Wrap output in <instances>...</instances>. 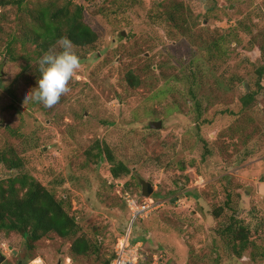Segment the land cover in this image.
I'll return each mask as SVG.
<instances>
[{
  "label": "rangeland",
  "instance_id": "1",
  "mask_svg": "<svg viewBox=\"0 0 264 264\" xmlns=\"http://www.w3.org/2000/svg\"><path fill=\"white\" fill-rule=\"evenodd\" d=\"M76 2L98 41L75 48L81 68L52 108L26 99L41 75L36 45L4 58L34 20L0 8V153L24 163L0 164V181L36 178L98 250L74 257L73 241L51 234L29 252L22 235L0 233L3 264H106L130 223L127 195L142 201L150 187L161 206L133 229L144 264H264V0ZM105 149L129 176H112ZM232 218L255 243L243 258L222 233Z\"/></svg>",
  "mask_w": 264,
  "mask_h": 264
},
{
  "label": "trees",
  "instance_id": "2",
  "mask_svg": "<svg viewBox=\"0 0 264 264\" xmlns=\"http://www.w3.org/2000/svg\"><path fill=\"white\" fill-rule=\"evenodd\" d=\"M8 6H17L26 11L34 20L35 26L21 37H14L4 53L6 59L17 61L14 44L18 42L24 48L28 43L36 45L35 53L40 58L55 46L62 36H67L76 47L82 48L92 47L98 41V35L84 21L85 8L76 0H50L47 5L38 4L35 9H30L25 0H0L1 9ZM32 68L28 63L25 71ZM258 75H264V67L258 71ZM128 80L134 82L136 79L130 75ZM253 101L254 96L251 94L241 99L244 108L249 107ZM105 153L113 163L111 174L114 178L119 179L131 174L130 168L115 162L109 149H105ZM0 164L9 170L24 168L23 160L13 149L0 153ZM80 231L81 228L76 218L69 214L66 203L58 200L30 174L22 173L0 181V233L22 235L29 252L35 250L37 243L51 234L72 240L71 252L74 257L96 252L98 247L80 235ZM222 233L238 258H243L244 253L254 247L250 230L237 219L232 218ZM138 240L143 239L134 236V242ZM113 256L114 253L106 264H111Z\"/></svg>",
  "mask_w": 264,
  "mask_h": 264
},
{
  "label": "clouds",
  "instance_id": "3",
  "mask_svg": "<svg viewBox=\"0 0 264 264\" xmlns=\"http://www.w3.org/2000/svg\"><path fill=\"white\" fill-rule=\"evenodd\" d=\"M75 48L67 36H62L55 46L39 58L41 75L37 86L26 93V99L46 108H52L59 102L61 96L70 90L69 83L81 68V60Z\"/></svg>",
  "mask_w": 264,
  "mask_h": 264
},
{
  "label": "built area",
  "instance_id": "4",
  "mask_svg": "<svg viewBox=\"0 0 264 264\" xmlns=\"http://www.w3.org/2000/svg\"><path fill=\"white\" fill-rule=\"evenodd\" d=\"M127 205L131 214L130 223L114 246V256L111 264H144L146 262V257L142 253L144 241L134 242L133 229L138 222L148 219L156 210H159L161 203L151 197L138 201L127 195ZM158 261V257H155L153 264H159ZM37 263L41 264V261Z\"/></svg>",
  "mask_w": 264,
  "mask_h": 264
},
{
  "label": "water",
  "instance_id": "5",
  "mask_svg": "<svg viewBox=\"0 0 264 264\" xmlns=\"http://www.w3.org/2000/svg\"><path fill=\"white\" fill-rule=\"evenodd\" d=\"M153 128H154V129H161V128H162V123H161V122L156 123V124L153 126ZM153 192H154L153 187H150V188L148 189L147 193H146V197H147V198H150V197L152 196V193H153ZM173 202H174V201H173ZM13 254L15 255V257L18 256V253L15 252V251H13ZM6 260H7L6 256H5L2 252H0V264L5 263ZM17 264H25V263L22 262V261H19ZM58 264H62V261H60Z\"/></svg>",
  "mask_w": 264,
  "mask_h": 264
},
{
  "label": "bare ground",
  "instance_id": "6",
  "mask_svg": "<svg viewBox=\"0 0 264 264\" xmlns=\"http://www.w3.org/2000/svg\"><path fill=\"white\" fill-rule=\"evenodd\" d=\"M42 263V262H41Z\"/></svg>",
  "mask_w": 264,
  "mask_h": 264
}]
</instances>
